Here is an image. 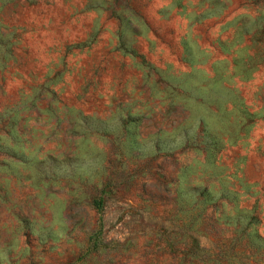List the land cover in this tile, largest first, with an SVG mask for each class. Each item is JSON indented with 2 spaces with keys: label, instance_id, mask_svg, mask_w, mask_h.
Masks as SVG:
<instances>
[{
  "label": "rangeland",
  "instance_id": "rangeland-1",
  "mask_svg": "<svg viewBox=\"0 0 264 264\" xmlns=\"http://www.w3.org/2000/svg\"><path fill=\"white\" fill-rule=\"evenodd\" d=\"M0 264H264V0H0Z\"/></svg>",
  "mask_w": 264,
  "mask_h": 264
}]
</instances>
